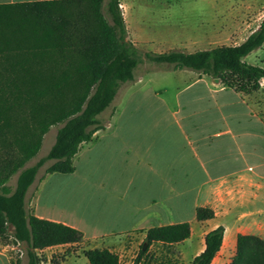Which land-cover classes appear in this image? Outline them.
Instances as JSON below:
<instances>
[{"label":"crops","instance_id":"1","mask_svg":"<svg viewBox=\"0 0 264 264\" xmlns=\"http://www.w3.org/2000/svg\"><path fill=\"white\" fill-rule=\"evenodd\" d=\"M28 1L40 0L0 4ZM261 7L262 0H241L215 9L196 28L201 36L176 50L195 52L222 32L244 30L251 24L249 11ZM124 17L128 28L127 13ZM128 33L147 52L140 46L143 42ZM247 38L225 45H239ZM157 75L181 81L169 91L155 85ZM256 93L237 92L187 68L157 67L136 74L101 114L105 127L95 133L94 141L82 145L75 171L40 179L31 207L27 200L35 183L29 188L26 202L34 215L84 233L79 244L48 247L38 254L52 264L54 254L61 253L65 259L60 264H67L87 250L109 249L120 256L121 264H133L150 228L189 222V239L156 241L143 258L156 245H167L177 251L170 253L174 263L183 264L185 258L191 264L205 249L206 234L224 225L223 245L212 264H231L239 234L264 239V111L260 100L252 102ZM109 109L110 117L102 118ZM228 192H233V208ZM198 207L212 208L215 217L199 221ZM80 244L86 247L73 248ZM0 264H15L3 249Z\"/></svg>","mask_w":264,"mask_h":264},{"label":"trees","instance_id":"2","mask_svg":"<svg viewBox=\"0 0 264 264\" xmlns=\"http://www.w3.org/2000/svg\"><path fill=\"white\" fill-rule=\"evenodd\" d=\"M264 44V19L239 45L163 53L143 52L129 38L121 0H40L0 4V240L26 243L29 264H42L38 250L79 244L84 233L62 222L40 218L28 209L29 188L48 161L46 174L72 173L84 143L104 128L101 114L120 88L136 79L146 58L161 69H191L220 79L230 89L253 94L261 89L264 68L245 58ZM49 153L27 166L44 136L60 125ZM18 175L14 191L6 184ZM42 177L41 179H44ZM199 221L215 211L198 207ZM226 228L205 236V249L191 264H212ZM189 222L150 228L133 264H140L154 242L191 237ZM147 247L143 249V245ZM89 264H121L109 249L85 251ZM65 256L52 258L60 264ZM231 264H264V239L239 234Z\"/></svg>","mask_w":264,"mask_h":264},{"label":"rangeland","instance_id":"3","mask_svg":"<svg viewBox=\"0 0 264 264\" xmlns=\"http://www.w3.org/2000/svg\"><path fill=\"white\" fill-rule=\"evenodd\" d=\"M241 0H121L123 13L128 15V29L133 37H137L140 42V46L147 52L163 53L176 49H181L182 44L196 39L197 36H201V32L196 29L198 25L204 23L212 12L222 6L233 5V3ZM250 25H247L245 29H239L235 33L222 32L214 39L208 41V43L200 46L201 50L212 49L219 45L224 44H236L245 39L255 29H257L262 16L264 17V0H262V7L258 12L249 11ZM232 21V20H231ZM245 61L252 65H258L264 68V44L261 48L250 53ZM157 68L153 63L144 58V62L139 65L135 71L139 76L143 74L146 69ZM168 76V75H167ZM155 76L154 83L156 86H166L169 91L176 87V82L181 81L180 77L174 78V76ZM264 86V80L261 83V87ZM260 100V105L264 111V87L261 91L253 95L252 102L256 103ZM261 110V112H263ZM264 114V112H263ZM111 115V110L106 111L102 118L108 119ZM62 126L55 125L44 136L42 147L39 153L27 164V166L34 165L40 158L46 156L52 146L55 143L56 135L59 128ZM53 161H48L43 167H41L35 184L32 187L30 195L28 197V205L31 203V195H34L35 190L40 185V179L46 174V169ZM18 175H14L6 184L11 191H14L17 183ZM230 205L233 208V192H228ZM229 205V208H230ZM230 215V214H229ZM148 255H146L140 264H176L175 259L170 257V253L175 255L176 249L167 245H156ZM81 247H86L85 244L77 245L76 250H81ZM151 247V246H150ZM0 249L5 250L12 261L15 264H29V257L27 254L26 243H14L12 239L8 241L0 240ZM150 249V248H149ZM67 255L68 252L65 251ZM54 255L62 257L61 253H55ZM42 260V264H47L44 254H38ZM67 264H88L86 257L77 258L72 257ZM186 259L184 258V263Z\"/></svg>","mask_w":264,"mask_h":264},{"label":"water","instance_id":"4","mask_svg":"<svg viewBox=\"0 0 264 264\" xmlns=\"http://www.w3.org/2000/svg\"><path fill=\"white\" fill-rule=\"evenodd\" d=\"M217 82H219L220 80L218 78L215 79ZM147 247L146 244L143 245V249H145Z\"/></svg>","mask_w":264,"mask_h":264}]
</instances>
